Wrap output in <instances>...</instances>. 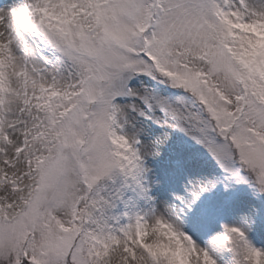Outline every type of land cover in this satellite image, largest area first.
Returning <instances> with one entry per match:
<instances>
[{"label":"snow or ice","instance_id":"1","mask_svg":"<svg viewBox=\"0 0 264 264\" xmlns=\"http://www.w3.org/2000/svg\"><path fill=\"white\" fill-rule=\"evenodd\" d=\"M0 264H264V0H0Z\"/></svg>","mask_w":264,"mask_h":264}]
</instances>
